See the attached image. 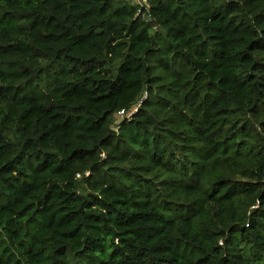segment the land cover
I'll list each match as a JSON object with an SVG mask.
<instances>
[{
    "label": "trees",
    "instance_id": "16d2710c",
    "mask_svg": "<svg viewBox=\"0 0 264 264\" xmlns=\"http://www.w3.org/2000/svg\"><path fill=\"white\" fill-rule=\"evenodd\" d=\"M0 264H264V0H0Z\"/></svg>",
    "mask_w": 264,
    "mask_h": 264
},
{
    "label": "built area",
    "instance_id": "2783aa9c",
    "mask_svg": "<svg viewBox=\"0 0 264 264\" xmlns=\"http://www.w3.org/2000/svg\"><path fill=\"white\" fill-rule=\"evenodd\" d=\"M138 3L140 4V6H138V12L143 11L144 9L148 10L150 8V0H137ZM165 1H169V0H165ZM127 114L125 109H121L119 110V112L117 113L118 116H120L121 118L124 117ZM131 114L128 113L127 116H130Z\"/></svg>",
    "mask_w": 264,
    "mask_h": 264
},
{
    "label": "rangeland",
    "instance_id": "374dc122",
    "mask_svg": "<svg viewBox=\"0 0 264 264\" xmlns=\"http://www.w3.org/2000/svg\"><path fill=\"white\" fill-rule=\"evenodd\" d=\"M129 2L131 3V4H134L135 6H140V4L138 3V1L137 0H129ZM149 5H150V3H149ZM119 118H121L120 116H118ZM118 118V119H119Z\"/></svg>",
    "mask_w": 264,
    "mask_h": 264
}]
</instances>
